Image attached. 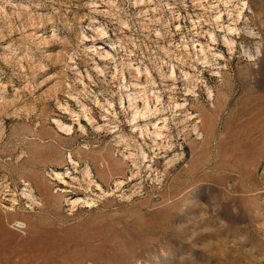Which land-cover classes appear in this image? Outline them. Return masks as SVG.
<instances>
[{
	"label": "rangeland",
	"instance_id": "1",
	"mask_svg": "<svg viewBox=\"0 0 264 264\" xmlns=\"http://www.w3.org/2000/svg\"><path fill=\"white\" fill-rule=\"evenodd\" d=\"M143 2L0 0V264H264V0Z\"/></svg>",
	"mask_w": 264,
	"mask_h": 264
},
{
	"label": "bare ground",
	"instance_id": "2",
	"mask_svg": "<svg viewBox=\"0 0 264 264\" xmlns=\"http://www.w3.org/2000/svg\"><path fill=\"white\" fill-rule=\"evenodd\" d=\"M138 1L140 2L139 5H141V4L144 3L143 2L144 0H138ZM211 34H213V33H211ZM106 37L107 36H104V40H107ZM104 44H105V42H101L96 47L95 50H97V53L99 55H101L102 57H105V59H108V56L109 55H112V53L108 49V44L107 45H104ZM202 48H203V46H202ZM137 69L139 70V67H137ZM173 73H174V70L172 71V74ZM134 87L135 88H142L143 86L140 85L139 83H136V84H134ZM129 96H130V100L132 101L131 104L133 105V108H134V111H133L134 112L133 113L134 114V116H133L134 117L133 118V127H134V130L135 131H139L140 134H143L144 133V127H143L142 124H140V122L141 121H144V120H147L146 126H148L149 122L150 121L152 122V118L155 117L156 120H155V122L153 121L154 122L153 125H154L155 130H153L152 132L155 133V136L156 137H158V136L163 137V135H164L163 134V131L168 128L167 127V124H168L167 123V120H168L167 116L166 115L161 116L163 113H165V112L162 111L163 109L159 108L158 105H155V108H154L155 110L153 111V107L149 104V101H148L147 98H145V107L142 108V109H140V106L136 102V99H135L137 97H135L133 95H129ZM158 97L159 96L157 95L156 96L157 101L159 100ZM83 107H84V109L82 111L83 112L82 114H84L85 116H88L89 120L92 119V116L89 115L88 110L85 109V104H83ZM176 107H180V108L182 107L183 108L184 106L181 105L180 103H176ZM64 108H65V112L71 114V116L74 119H76V120H79L80 119V117H79L80 116V113L76 112L73 109H70L68 105L64 106ZM159 109H160V111H159ZM153 112L155 113V115L150 117V115L153 114ZM149 113H151V114H149ZM146 116L147 117H150V119L147 118ZM64 118H66V117H64ZM64 118H63V120H64ZM103 119L107 120L108 118H103ZM54 122L58 124L59 131L64 132V133H68V134L71 133L72 127L70 126V124H67L66 122L62 121L61 119H57V118L54 119ZM71 161L75 162L74 159H71ZM53 174H55V175L58 176V175L61 174V172L58 171V170H55L53 172ZM29 196H31V195H29ZM76 200L77 199H74L72 202H76ZM21 223H23V222L21 221ZM23 226H25V225H23Z\"/></svg>",
	"mask_w": 264,
	"mask_h": 264
}]
</instances>
